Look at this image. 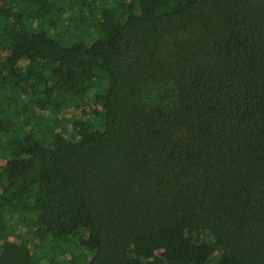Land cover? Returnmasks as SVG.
Masks as SVG:
<instances>
[{
	"label": "trees",
	"instance_id": "obj_1",
	"mask_svg": "<svg viewBox=\"0 0 264 264\" xmlns=\"http://www.w3.org/2000/svg\"><path fill=\"white\" fill-rule=\"evenodd\" d=\"M0 264H264V0H0Z\"/></svg>",
	"mask_w": 264,
	"mask_h": 264
}]
</instances>
